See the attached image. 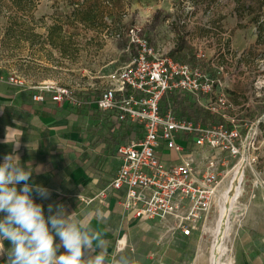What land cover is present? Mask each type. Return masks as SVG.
I'll return each instance as SVG.
<instances>
[{
    "label": "crops",
    "instance_id": "crops-1",
    "mask_svg": "<svg viewBox=\"0 0 264 264\" xmlns=\"http://www.w3.org/2000/svg\"><path fill=\"white\" fill-rule=\"evenodd\" d=\"M181 2V7L189 10L185 11L188 18H180L178 14L182 12L170 6L165 20L174 26L172 43L183 39L194 56L196 45L201 46L204 57H195L204 71L218 75L221 86L216 90L229 88L228 95L232 96L237 93L238 83L248 87L255 84L254 75L250 77L249 73L261 62L264 44L253 20L246 23L245 18L233 14L232 18L214 21L192 12L196 7L193 2ZM124 50L129 52L126 47ZM10 72L0 67V164L6 155L14 154L21 166H31L28 183L50 193L46 199L35 191L31 194L36 203L43 205L46 218L55 213L57 205H63L68 214L75 212L78 218L86 219L107 242L110 264L121 255L130 257L135 264H207L205 247L196 231L190 236L182 235L174 229L172 218L134 219L119 205L120 193L110 189L102 199L97 196L107 188L119 164L113 156L117 144L109 138L115 133L110 116L95 104L100 91L73 92L81 102L79 106L60 105L49 97L42 103L35 102L32 90L20 89L8 81ZM42 83L57 84L50 80L31 84ZM23 183L16 185L18 191ZM50 204L52 213L48 211ZM3 215L0 213V218ZM240 232L234 264H264V222L244 225ZM55 242L59 243L58 236ZM3 243L5 249L11 248L9 241ZM64 251L61 248L57 254ZM88 255L85 251V258ZM6 260L5 252L0 255V264H6Z\"/></svg>",
    "mask_w": 264,
    "mask_h": 264
},
{
    "label": "built area",
    "instance_id": "built-area-1",
    "mask_svg": "<svg viewBox=\"0 0 264 264\" xmlns=\"http://www.w3.org/2000/svg\"><path fill=\"white\" fill-rule=\"evenodd\" d=\"M260 22L264 25V16ZM142 30L136 25L126 29L130 60L108 75L107 86L95 100L97 109L110 116L113 129L129 122L140 133L139 138L132 137L114 147L118 168L97 196L105 197L107 189L120 193L119 205L134 219L172 218L174 229L190 236L200 230L214 204L224 172L241 156L244 142L257 135L256 125L250 124L242 137L240 122L229 115L233 105L227 93L216 90L221 86L218 75L208 74L197 63L172 59L169 52L175 43L161 48L151 46ZM195 56L204 57L200 45L195 47ZM8 81L20 89L32 90L35 102L42 103L49 97L60 105H81L62 85L31 84L15 72L9 73ZM171 92L191 96L225 123L203 124L179 117L170 106L160 110L161 98ZM262 203L264 206V196Z\"/></svg>",
    "mask_w": 264,
    "mask_h": 264
},
{
    "label": "rangeland",
    "instance_id": "rangeland-1",
    "mask_svg": "<svg viewBox=\"0 0 264 264\" xmlns=\"http://www.w3.org/2000/svg\"><path fill=\"white\" fill-rule=\"evenodd\" d=\"M181 1L193 2L196 7L192 12L214 21L232 18L233 14L245 18L246 23L253 20L260 29L264 44V31L257 24L259 18L264 16V0H111L102 3V10L99 9L102 5L97 6L99 10L93 13V26L74 19L71 14L73 8L68 0H21L17 3L0 0V67L19 74L29 83L50 80L70 88L72 93L101 92L106 86L108 75L130 60L131 51L124 50L127 43L126 29L136 25L143 29L151 46L159 45L160 48L169 45L175 39L170 35L174 26L165 22L169 17L167 13L170 6L173 9L176 6L182 12L178 14L180 18H188L185 11L189 10L181 7ZM156 11L160 13L153 24L152 14ZM261 54V62L249 73L250 77L254 75L255 84L248 87L238 83L235 88L237 93L232 96L228 95L231 90L224 87V93L237 106L229 111V115L240 122L241 136L245 137L250 124L256 125L257 135L254 140L243 141L241 156H237L224 172L214 204L205 214L200 230L196 231L197 239H201L205 247L203 250L207 264L210 263L212 245L220 233L218 224L220 209L224 205V191L240 159L244 162L241 190L229 205L222 237L229 255L226 252L228 256L222 255L221 261L228 258L234 264L235 244L244 225H261L264 222L263 48ZM186 96L193 101L191 96ZM250 108L256 110L251 120L246 116ZM257 118L259 121L256 123ZM214 120L225 123L224 119L218 117H214ZM206 123H210L208 119Z\"/></svg>",
    "mask_w": 264,
    "mask_h": 264
},
{
    "label": "clouds",
    "instance_id": "clouds-1",
    "mask_svg": "<svg viewBox=\"0 0 264 264\" xmlns=\"http://www.w3.org/2000/svg\"><path fill=\"white\" fill-rule=\"evenodd\" d=\"M18 147V142L15 143ZM31 166H21L20 159L8 154L0 164V255L7 253L6 264H110L107 242L92 229L86 219L73 212L68 214L63 205H57L47 218L43 205L32 198L35 191L48 198V189L28 183ZM23 183L18 191L16 185ZM49 213L53 205L48 206ZM59 237V243L55 238ZM11 243L5 249L4 241ZM63 248L65 251L57 254ZM99 248L97 253L96 249ZM85 251L89 253L85 258ZM112 264H135L121 255Z\"/></svg>",
    "mask_w": 264,
    "mask_h": 264
},
{
    "label": "trees",
    "instance_id": "trees-1",
    "mask_svg": "<svg viewBox=\"0 0 264 264\" xmlns=\"http://www.w3.org/2000/svg\"><path fill=\"white\" fill-rule=\"evenodd\" d=\"M21 0H12V2H18ZM111 0H68V4L72 6V16L77 21L86 24L87 26H93V13L95 10H102L104 2H110ZM98 5H102L98 9ZM160 11H156L152 17V22L155 24L158 20ZM259 18V25L260 28L264 31V25L260 22ZM260 32V29L257 28ZM169 56L181 62H187L191 64H200L198 59L192 53L191 46H189L183 39L178 38L174 47L170 50ZM87 104L86 102H84ZM160 110L164 111L167 106H170L174 113L179 117H188L191 119L199 120L203 124H206L207 119L209 122H213L214 116H210V114L201 108L197 103L194 101H190L184 93L180 92H171L166 93L160 100ZM255 108L252 110H248L246 112V116L249 120L253 119V113ZM140 133L139 131L129 122L122 123L116 130L115 133L109 137L111 143L119 144L121 142H125L129 139L139 138Z\"/></svg>",
    "mask_w": 264,
    "mask_h": 264
},
{
    "label": "bare ground",
    "instance_id": "bare-ground-1",
    "mask_svg": "<svg viewBox=\"0 0 264 264\" xmlns=\"http://www.w3.org/2000/svg\"><path fill=\"white\" fill-rule=\"evenodd\" d=\"M235 168H234V174L233 177L230 181V184L228 188L224 191V205L220 209V215H219V235L217 237L216 242L212 245V250L211 251V257H210V263L209 264H232L231 259H226L222 260V255L226 254L228 251V248L223 244L222 242V237H223V232L225 231V225L227 223V216L229 212V205L233 200L236 199L238 196L240 190H241V178H242V173H243V160L240 159L237 161ZM233 170V169H232ZM228 254V252H227ZM226 254V255H227ZM229 255V254H228ZM227 255V256H228Z\"/></svg>",
    "mask_w": 264,
    "mask_h": 264
}]
</instances>
